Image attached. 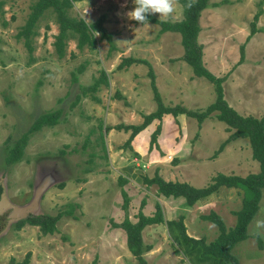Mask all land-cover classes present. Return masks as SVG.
<instances>
[{"label": "rangeland", "instance_id": "obj_1", "mask_svg": "<svg viewBox=\"0 0 264 264\" xmlns=\"http://www.w3.org/2000/svg\"><path fill=\"white\" fill-rule=\"evenodd\" d=\"M0 1H4L0 9V176L3 175L4 192L18 206L35 202L25 217L56 215L74 207L72 215L59 221L54 234L43 235L39 226L26 223L18 228L16 221L11 222L3 232L1 263L8 264L12 258L21 261L30 253L31 264H136L127 247L125 230L113 222L121 223L126 215L137 221L145 199L143 211L147 215L155 212L160 200L168 220L183 215L188 233L204 238L206 243L218 237L219 229L202 219V214L214 210L223 217L228 229L234 227V211L241 207L243 197L237 187H222L213 193L212 207H200L188 206L184 197L163 198L155 185H120V178H136L124 168L126 165L134 167L137 178L153 177L159 171L165 178H193L197 187L207 186L219 173L245 176L260 169L259 162L252 157L249 138H232L217 153L234 130H229L213 114L200 126L196 118L182 115L184 122L180 127L186 139L180 135L174 140L172 135L161 134L159 146L151 149V134L158 124L155 121L134 138L132 150L122 147L132 130L118 126L138 125L144 121L143 113L157 109L149 67L133 64L119 69L126 57L152 64L165 103H178L202 112L215 102V85L196 77L191 65L182 59L181 33H162L158 24L142 25L129 20L126 13L134 9V0H81L75 2L71 15L92 23L106 14L105 27L112 33L116 49L110 51L109 42L103 40L94 51H80L73 39L68 42L66 56L60 59L54 46L59 32L57 17L47 12L39 21L31 56L17 33L36 0ZM210 3L220 5L209 6L200 19L199 41L204 46V62L214 75H230L223 83L230 106L242 115L261 118L264 0ZM153 15L161 19L159 13ZM183 17V7L177 2L173 18L163 20L176 22ZM253 26L257 32L249 38ZM242 45L245 58L240 64ZM81 65L85 66L82 72L78 71ZM102 71L106 72L109 85L102 81L97 91L84 95L83 88L91 86ZM93 94L100 101L94 100ZM117 94L126 98H118ZM59 109V122L30 134L23 159L7 164L6 148L12 144L8 141L21 138L40 114ZM110 127L113 128L108 130ZM170 130L171 125L166 128ZM178 144L182 150H173ZM176 158L178 163L174 164ZM122 188L129 197L127 209L123 207ZM39 189L43 193L36 197ZM257 219H264V189L260 209L248 226L249 237L232 251L239 264H264V234L256 235ZM144 240L153 246L147 253L149 264H199L197 256L187 257L177 251L165 224L147 226Z\"/></svg>", "mask_w": 264, "mask_h": 264}, {"label": "trees", "instance_id": "obj_2", "mask_svg": "<svg viewBox=\"0 0 264 264\" xmlns=\"http://www.w3.org/2000/svg\"><path fill=\"white\" fill-rule=\"evenodd\" d=\"M76 1L81 0H36V2L31 5V12L28 15L26 23L17 33V38L24 41V45L31 56L35 51L33 41L34 37L38 34L37 28L39 21L47 12H53L57 17L59 32L55 35L54 46L56 54L60 59L66 56L68 42L73 39L77 41V48L80 51H83L86 48L90 51H94L98 47L100 41L103 40L109 42L110 51L116 49L113 35L105 27L107 15H101L92 23L87 22L82 17L73 16L71 15L70 10L74 8ZM177 2L183 7L184 17L182 20L171 22L159 19L153 14H149L148 21L150 23L158 24L162 33L169 31L181 33V42L184 47L182 59L191 65L196 77L206 78L215 85L217 94L216 100L202 112L188 109L186 106L178 103L167 104L163 101L161 92L156 83V73L152 64L145 59L126 57L118 65L119 69L130 67L133 64H145L149 67L148 76L151 79V87L153 89L154 99L157 103V109L149 114L143 113L144 121L138 125L120 124L118 126L120 129H126L125 131L132 130L128 140L122 147H129L132 150V141L134 138L155 121H157L158 124L151 134L150 148L152 149L154 145L158 147V138L159 135H161L162 120L165 115L170 114L177 119L180 115H187L196 118L200 126L207 117L213 114L218 120L225 122L228 125L229 130H234L225 143L221 145L217 153L220 151L222 152L225 148L224 145L226 143L228 144L232 138H249L252 148V157L259 162L260 169L258 172H251L245 176L219 173L215 175L205 187H197L189 182L167 181L160 175L159 171H157L153 177L143 175V183L148 187L154 185L157 186L158 195H163L167 198L184 197L188 206H194L200 200L218 192L222 187H237L242 191V204L239 209L234 211L236 224L231 229L227 228L223 217L214 210L208 214L201 215L202 219L213 222L219 229L218 237L210 243H206L204 238L194 237L188 233L183 215L178 219L168 220L165 216L163 206L159 201L156 203V210L153 214L147 215L143 211V208L147 203L145 199L142 201L141 210L136 216L137 221H132L130 216L126 215L121 223L113 222V225L125 230L127 234V247L130 254L136 259V264H149L147 253L153 249V246L152 244H147L145 242L144 230L147 226L153 224H165L170 237L177 245V251L182 252L187 257L197 256L199 264H239L237 257L232 251L239 242L249 237L248 226L260 209V202L264 189V116L261 118L248 115L245 116L240 114L234 107L230 106L225 98L223 88L225 79L230 75L227 74L221 77L216 76L207 68L204 62V46L199 41V35L202 29L200 19L205 9L209 6H219L220 4H212L210 3V0H197L194 6L189 9L186 7L188 0H177ZM2 4L4 5V1H0V9ZM47 28H49V26H47ZM256 32L257 30L255 26H253L249 38L252 35H255ZM244 58L245 45H242L241 59L239 60L240 64L243 62ZM33 60L34 58L31 57V62ZM84 68L85 66L81 65L78 68V71L82 72ZM102 81L109 85L105 71H102L101 76L96 78L91 86L83 88L84 95L88 94V91H97L100 88V83ZM117 97L123 99L126 98L121 94H117ZM92 98L100 101L95 94L92 95ZM125 102L129 104L127 101ZM60 114V109L40 114L21 138L13 142L9 140L8 143L12 144H8L6 148V163L14 164L21 161L23 159L29 135L44 126L56 125L60 120ZM112 128L113 127H110L108 130ZM101 137L104 138V135L102 134ZM217 153H215V157L218 156ZM177 163L178 158L174 159V164ZM119 181L121 186H124V184L128 182L126 178H120ZM60 186L63 187L64 184H60ZM122 194L125 199L123 207L124 209H127L129 205V197L126 190L123 188ZM73 209L74 207L72 206L70 209L60 211L56 215H30L19 221L17 227L21 228L26 223H29L34 226H39L43 235L54 234L58 231L59 221L64 216L72 215ZM30 259L31 254L29 253L21 261L12 258L8 264H31Z\"/></svg>", "mask_w": 264, "mask_h": 264}, {"label": "clouds", "instance_id": "obj_3", "mask_svg": "<svg viewBox=\"0 0 264 264\" xmlns=\"http://www.w3.org/2000/svg\"><path fill=\"white\" fill-rule=\"evenodd\" d=\"M197 0H188L187 8H192ZM135 7L126 16L139 24L149 23V14H160L161 19H171L176 10L177 0H134ZM256 235L264 234V219L255 221Z\"/></svg>", "mask_w": 264, "mask_h": 264}, {"label": "crops", "instance_id": "obj_4", "mask_svg": "<svg viewBox=\"0 0 264 264\" xmlns=\"http://www.w3.org/2000/svg\"><path fill=\"white\" fill-rule=\"evenodd\" d=\"M168 104H172V103H168ZM163 118L164 119L162 120V131H161L162 137L165 134L172 135V139L176 140L177 137H179L180 135H182V137L186 139V137L183 136V133H182L183 132V129L180 127L181 122H184V118H182V115L179 116V118L177 119V121L175 120V117L173 115H170V114L169 115H166ZM185 118H186V116H185ZM170 125H171V130L170 131H166V128H168V126H170ZM185 132L188 133L190 131H189V129H185ZM193 149H195V148L193 147ZM173 150L180 151V150H182V146L180 144H178L177 146H174L173 147ZM198 158H199V156H198ZM181 164H184V163L181 162ZM178 166H181V165H178ZM124 168L126 170H128L130 173H133V176H136V178H126L129 183L134 182L135 184H138V183L144 184L143 183V178H137V176L139 174H137V172H135L133 166L126 165ZM170 172H171V174H174V171L173 170H170ZM164 179L167 180V181L172 180V181L189 182L190 184L193 185V183H192L193 182L192 181L193 178H177V177H174V178H165L164 177ZM212 196L214 197V194H212L211 196H209V197H207L205 199L200 200L197 204L200 205V207H204V206L205 207H210V206L212 207L213 204H214L212 202ZM163 198H166V197H163ZM170 198L171 199H174L173 197H169V198H166V199H170ZM158 201L160 202V200H158ZM160 203L163 206V203L162 202H160ZM164 213H165V211H164ZM194 237H197V236H194Z\"/></svg>", "mask_w": 264, "mask_h": 264}, {"label": "water", "instance_id": "obj_5", "mask_svg": "<svg viewBox=\"0 0 264 264\" xmlns=\"http://www.w3.org/2000/svg\"><path fill=\"white\" fill-rule=\"evenodd\" d=\"M42 192L41 189L38 190V193H37V196L36 197H40ZM35 197V198H36ZM35 205V202H31V204L29 206H18V205H15L13 203H11L8 198H7V195L5 194V192L3 193V209H7V208H12V212L10 214V220H9V223H8V226L11 225V222L13 221H19L21 219H25L26 217V213H28L27 211L29 210V208L31 206Z\"/></svg>", "mask_w": 264, "mask_h": 264}, {"label": "flooded vegetation", "instance_id": "obj_6", "mask_svg": "<svg viewBox=\"0 0 264 264\" xmlns=\"http://www.w3.org/2000/svg\"><path fill=\"white\" fill-rule=\"evenodd\" d=\"M4 191L5 190L3 188V175H1L0 176V246L3 244V232H5V230L7 229V226H8L9 220H10V214L13 210L12 208H8V209L4 208L3 209V193H4ZM10 202L13 203L11 200H10ZM21 220H19V221H21ZM19 221H17L15 224H17ZM1 257H2V259H0V264H3V263H1L3 261V256L1 255Z\"/></svg>", "mask_w": 264, "mask_h": 264}]
</instances>
